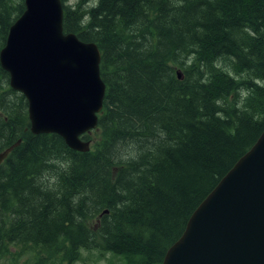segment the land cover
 <instances>
[{
  "label": "trees",
  "instance_id": "obj_1",
  "mask_svg": "<svg viewBox=\"0 0 264 264\" xmlns=\"http://www.w3.org/2000/svg\"><path fill=\"white\" fill-rule=\"evenodd\" d=\"M61 1L63 31L101 52L103 108L88 151L34 134L0 65V152L18 142L0 162V255L161 264L264 128L263 0ZM23 10L0 0V49Z\"/></svg>",
  "mask_w": 264,
  "mask_h": 264
},
{
  "label": "water",
  "instance_id": "obj_2",
  "mask_svg": "<svg viewBox=\"0 0 264 264\" xmlns=\"http://www.w3.org/2000/svg\"><path fill=\"white\" fill-rule=\"evenodd\" d=\"M23 2L0 65L27 100L32 133H56L88 151L82 136L97 127L106 89L100 50L63 31L61 0ZM17 143L0 152V162ZM161 264H264V128L193 210Z\"/></svg>",
  "mask_w": 264,
  "mask_h": 264
},
{
  "label": "rangeland",
  "instance_id": "obj_3",
  "mask_svg": "<svg viewBox=\"0 0 264 264\" xmlns=\"http://www.w3.org/2000/svg\"><path fill=\"white\" fill-rule=\"evenodd\" d=\"M68 4H74L76 0H68ZM188 65V62L185 63ZM182 68H176V71L182 73ZM180 75V74H179ZM92 144V143H91ZM90 144V146H91ZM22 253L20 246L13 245L8 246V250L0 255V264H33L34 256L30 251H26ZM55 264V263H53ZM62 264H67L63 262ZM73 264H127L126 260L120 256H116L109 252H105L103 250L90 249V250H82L81 256L79 260L74 262Z\"/></svg>",
  "mask_w": 264,
  "mask_h": 264
},
{
  "label": "bare ground",
  "instance_id": "obj_4",
  "mask_svg": "<svg viewBox=\"0 0 264 264\" xmlns=\"http://www.w3.org/2000/svg\"><path fill=\"white\" fill-rule=\"evenodd\" d=\"M62 2V1H61ZM63 6V5H62Z\"/></svg>",
  "mask_w": 264,
  "mask_h": 264
}]
</instances>
